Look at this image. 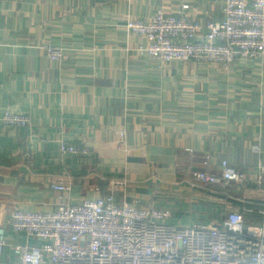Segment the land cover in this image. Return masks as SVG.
<instances>
[{
  "label": "crops",
  "instance_id": "crops-1",
  "mask_svg": "<svg viewBox=\"0 0 264 264\" xmlns=\"http://www.w3.org/2000/svg\"><path fill=\"white\" fill-rule=\"evenodd\" d=\"M224 1L0 0V117L9 109L32 119L0 126V264H19L14 245L27 238L9 226L12 214L58 209L51 184L60 180L72 186L71 203L115 191L129 203L169 207L187 219L181 225L264 202V184L255 183L264 165V62L239 59L229 71L161 64L126 26L128 15L149 20L159 8L221 20ZM48 44L64 48L62 61L49 59ZM63 142L91 152L62 153ZM225 160L249 181L226 191L187 183L192 169Z\"/></svg>",
  "mask_w": 264,
  "mask_h": 264
},
{
  "label": "built area",
  "instance_id": "built-area-1",
  "mask_svg": "<svg viewBox=\"0 0 264 264\" xmlns=\"http://www.w3.org/2000/svg\"><path fill=\"white\" fill-rule=\"evenodd\" d=\"M184 5V9H189ZM224 18L201 22L188 13L159 8L149 20L128 15V32L146 39L141 48L151 59L197 61L229 71L239 59L264 62V0H225ZM50 60L60 62L64 48L48 44ZM31 115L9 109L0 117L3 127H30ZM62 153L88 154L90 149L63 142ZM32 149L25 156L32 157ZM188 151L193 152L192 149ZM255 179L264 184V165ZM187 183L226 191L249 181L245 172L223 161L218 169L194 170ZM59 191L60 206L53 211L16 210L9 226L25 232L14 250L19 264H264V202L233 208L219 222L172 224L169 207L119 200L115 191L71 203L72 186L60 180L51 184ZM257 216L251 230L248 218ZM253 222V220H252ZM6 226L0 225V252L7 245ZM28 238L42 244H30Z\"/></svg>",
  "mask_w": 264,
  "mask_h": 264
},
{
  "label": "rangeland",
  "instance_id": "rangeland-1",
  "mask_svg": "<svg viewBox=\"0 0 264 264\" xmlns=\"http://www.w3.org/2000/svg\"><path fill=\"white\" fill-rule=\"evenodd\" d=\"M178 214L176 211L172 210V215H171V218L169 219V222L172 223V224H187V219H181L179 220L178 218ZM180 222V223H179ZM256 223H260V219L257 218L255 221L251 222L250 224H248L246 227L248 230H251L253 228V226L256 224Z\"/></svg>",
  "mask_w": 264,
  "mask_h": 264
},
{
  "label": "trees",
  "instance_id": "trees-1",
  "mask_svg": "<svg viewBox=\"0 0 264 264\" xmlns=\"http://www.w3.org/2000/svg\"><path fill=\"white\" fill-rule=\"evenodd\" d=\"M257 217V216H256Z\"/></svg>",
  "mask_w": 264,
  "mask_h": 264
}]
</instances>
